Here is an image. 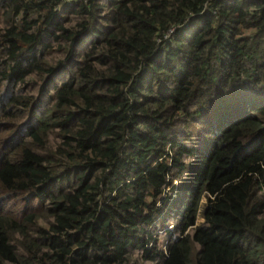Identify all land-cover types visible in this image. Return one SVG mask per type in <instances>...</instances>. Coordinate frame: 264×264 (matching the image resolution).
Returning <instances> with one entry per match:
<instances>
[{"label": "trees", "instance_id": "16d2710c", "mask_svg": "<svg viewBox=\"0 0 264 264\" xmlns=\"http://www.w3.org/2000/svg\"><path fill=\"white\" fill-rule=\"evenodd\" d=\"M58 1L0 0V264H264V0ZM225 98L147 246L167 140Z\"/></svg>", "mask_w": 264, "mask_h": 264}, {"label": "clouds", "instance_id": "9594fccd", "mask_svg": "<svg viewBox=\"0 0 264 264\" xmlns=\"http://www.w3.org/2000/svg\"><path fill=\"white\" fill-rule=\"evenodd\" d=\"M68 1L72 2L75 0H59L55 3L54 8L60 10L62 5ZM73 16L77 17V14L73 13ZM182 25L183 24L180 23L171 25L166 31L159 34L156 40L160 42L163 39H168L170 35ZM31 85L32 83H30V87ZM221 102L222 100L220 99L209 105H198L193 107L195 113L190 114L183 120V122H185L183 126V135L174 129L171 134L174 136V139L167 140L164 151L159 157L160 160L166 163V174L163 176L164 186L161 190L160 198L152 205L153 209L151 211L157 210V213L146 226V231L151 232V236L145 241L149 247L156 244L165 254H168V247L171 243L170 237L173 236L176 229L177 218L180 212H184L188 206V204L184 202L187 190L185 186L182 185L181 177L183 175H188L190 178L191 175L193 176V174L197 172L200 161V150L205 146L206 139L211 132L215 130L218 124L224 123V121H221V115L225 110L224 107L221 108ZM193 108L191 111H193ZM25 111L26 109L24 112ZM187 134L194 137L198 135L202 136L195 143L198 149L187 142L185 139ZM203 153L204 152L201 151V154ZM175 155L179 156V165H176L173 158ZM252 175L253 177L258 176L257 173H253ZM193 179L194 178H191V180ZM206 194L210 195L209 192H206ZM203 196L204 198L206 197V195ZM203 196L201 197V202L203 201ZM163 198H165L166 201L161 204ZM198 217H200V215H197V218ZM197 218L196 222H200ZM176 237L177 236L174 238Z\"/></svg>", "mask_w": 264, "mask_h": 264}, {"label": "rangeland", "instance_id": "374dc122", "mask_svg": "<svg viewBox=\"0 0 264 264\" xmlns=\"http://www.w3.org/2000/svg\"><path fill=\"white\" fill-rule=\"evenodd\" d=\"M1 21H2V20H1V18H0V23H1ZM225 101H226V98H225V99H222V102H221V104H220L221 108L224 107ZM202 202H203V203L205 202V198H204V196H203V201H202ZM197 220H198V221H201V220H202V217H201V216L198 217Z\"/></svg>", "mask_w": 264, "mask_h": 264}]
</instances>
